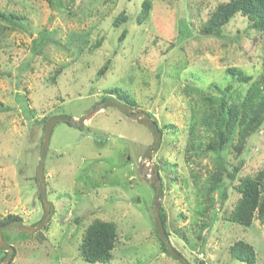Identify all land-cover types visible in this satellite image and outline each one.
Instances as JSON below:
<instances>
[{
    "label": "rangeland",
    "instance_id": "obj_1",
    "mask_svg": "<svg viewBox=\"0 0 264 264\" xmlns=\"http://www.w3.org/2000/svg\"><path fill=\"white\" fill-rule=\"evenodd\" d=\"M143 1L0 0V12L16 17L14 27L0 22V221L16 215L31 227L44 214L36 181L42 121L79 119L107 96L126 104L119 92L162 129L146 163L158 166L160 206L175 250L190 264H246L230 255L241 240L252 246L253 264H264V225L255 218L243 228L223 219L239 197L238 179L264 169V123L238 156L230 147L219 154L186 151L197 95L215 97L214 84L240 86L227 76L229 67L253 78L261 74L264 37L250 31L240 14L220 33L202 30L228 0H149L148 16L139 22ZM120 14L125 22L115 27ZM152 142L146 126L115 108L98 112L83 128L56 123L44 164L53 211L38 237L16 228L2 232L15 252L11 264H179L157 239L155 191L138 167ZM220 161L229 172L235 166L239 171L234 181L223 179L213 204L198 215L199 193ZM94 219L117 228L107 263L79 255L84 229Z\"/></svg>",
    "mask_w": 264,
    "mask_h": 264
},
{
    "label": "trees",
    "instance_id": "obj_2",
    "mask_svg": "<svg viewBox=\"0 0 264 264\" xmlns=\"http://www.w3.org/2000/svg\"><path fill=\"white\" fill-rule=\"evenodd\" d=\"M149 9L150 1L144 0L142 2V10L137 18L139 22L147 18ZM237 14L246 18L248 22L247 28L250 31L264 37V0H228L225 3L221 2L203 23L202 30L207 33H220L219 30ZM15 18L14 15L7 17L3 12H0L1 23L4 22L14 27L13 19ZM125 19L123 14H120L115 18L113 25L118 27L119 23L125 22ZM1 28L5 29L4 26H1ZM124 36L125 34L123 33L121 39ZM96 46L98 45L96 44ZM109 62L110 60L108 59L103 64L98 72L100 75L107 70ZM225 72L231 80L236 81L240 86L233 89L232 83L223 88L214 84L210 88L215 90V97L200 93L193 101V118L189 125L188 147L186 148V151L193 155L200 153L219 154L230 147L238 156L245 150L248 140L259 131L264 123V64L261 74L256 78L245 74L241 69L235 67H229ZM243 85H246V88L241 91V88L244 87ZM114 91L112 90V92ZM114 93L117 97H123V100L127 102L126 105L134 107V102L126 94ZM107 97H104V99ZM149 116L153 118L151 115ZM49 118L50 116L42 121V131ZM158 129L162 135L161 127H158ZM232 169V172H229L225 164L220 161L216 170L208 176L204 187L199 193L201 199L197 205L198 210L196 213L198 215L205 213L208 206L213 204L211 195L214 191L221 188L224 178L234 181L239 168L235 166ZM146 182L149 181L146 180ZM151 186L155 191V187L152 184ZM263 189L264 169L253 176L239 178L235 187L239 197L233 208L224 212L223 219L243 228L250 227L255 218L264 225ZM202 199H205L206 202L204 206L201 203ZM225 200L226 195L222 192L220 203L222 204ZM160 216L165 233L169 238L170 234L166 229V218L161 206ZM15 220L20 221V218L16 215H7L0 221V227ZM40 233L41 230L36 232L35 236L38 237ZM156 236L163 252L169 256L157 233ZM116 239L117 228L114 223L94 219L84 229L81 243L78 247L79 255L83 261L88 263H107L112 259V251L115 248ZM2 252L3 256L0 260L4 259L7 254L3 250ZM230 255L234 260L246 264H253L255 261V252L252 246L241 240L236 241L230 247ZM14 256L15 252L13 251L9 264H11ZM199 264L203 263L200 262Z\"/></svg>",
    "mask_w": 264,
    "mask_h": 264
},
{
    "label": "water",
    "instance_id": "obj_3",
    "mask_svg": "<svg viewBox=\"0 0 264 264\" xmlns=\"http://www.w3.org/2000/svg\"><path fill=\"white\" fill-rule=\"evenodd\" d=\"M107 108H115L121 111L130 119L137 122L138 124L146 126L152 133L153 142L151 145L147 147L144 154L140 158L138 162V167L141 175L145 177L155 187V194L152 202V215L154 220V227L159 239L163 243L169 256L179 264H190L182 255H180L175 250V248L170 243L168 236L165 233L160 216V199L162 197L163 191H162L161 179L158 174V166L155 164H151L147 166V163H151V155L158 149L161 142V134L159 132L158 125L155 122V120L151 118L147 113L137 112L132 107L122 102H119L113 97L105 98L102 102L96 104L93 108H91L87 113H85L79 119H75L69 116H52L47 120L42 135L40 156L37 165V176H36L37 188L44 208V217L38 224L31 227L23 226V224L18 220L9 222L8 224L0 227V249L7 253L5 258L0 261V264H9L13 255V248L10 245L6 244L2 236V232L5 229L16 228L19 232H23L26 234H35L47 224L52 214L53 207L51 203L48 202L47 194H46L44 164L49 147L50 137L56 123L65 122L70 124L71 126L77 128H83L85 126L86 121L90 120L98 112L105 110Z\"/></svg>",
    "mask_w": 264,
    "mask_h": 264
},
{
    "label": "flooded vegetation",
    "instance_id": "obj_4",
    "mask_svg": "<svg viewBox=\"0 0 264 264\" xmlns=\"http://www.w3.org/2000/svg\"><path fill=\"white\" fill-rule=\"evenodd\" d=\"M110 97H112V96H110ZM100 103V102H99Z\"/></svg>",
    "mask_w": 264,
    "mask_h": 264
}]
</instances>
